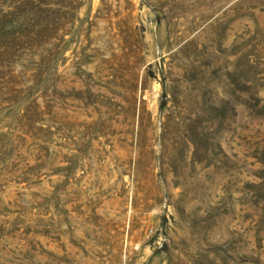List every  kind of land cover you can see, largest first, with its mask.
<instances>
[{
    "label": "rangeland",
    "instance_id": "374dc122",
    "mask_svg": "<svg viewBox=\"0 0 264 264\" xmlns=\"http://www.w3.org/2000/svg\"><path fill=\"white\" fill-rule=\"evenodd\" d=\"M0 264H264V0H0Z\"/></svg>",
    "mask_w": 264,
    "mask_h": 264
}]
</instances>
